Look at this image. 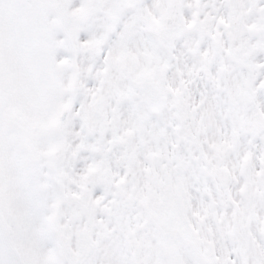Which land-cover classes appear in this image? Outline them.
I'll return each mask as SVG.
<instances>
[{
	"label": "snow or ice",
	"instance_id": "snow-or-ice-1",
	"mask_svg": "<svg viewBox=\"0 0 264 264\" xmlns=\"http://www.w3.org/2000/svg\"><path fill=\"white\" fill-rule=\"evenodd\" d=\"M0 264H264V0H0Z\"/></svg>",
	"mask_w": 264,
	"mask_h": 264
}]
</instances>
